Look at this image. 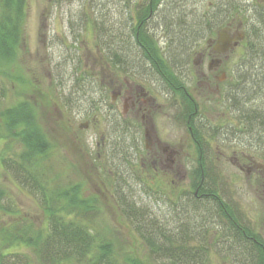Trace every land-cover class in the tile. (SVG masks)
<instances>
[{
  "label": "rangeland",
  "instance_id": "374dc122",
  "mask_svg": "<svg viewBox=\"0 0 264 264\" xmlns=\"http://www.w3.org/2000/svg\"><path fill=\"white\" fill-rule=\"evenodd\" d=\"M147 1L26 0L19 42L14 53L0 61V131L7 125L6 110H22L20 104L29 107L36 128L54 147L56 158L52 160H55L56 172H59L58 186L79 182L80 196L88 199L98 211V229L113 237L117 245L124 248L123 251L136 255L141 264L152 263L142 257L135 236L121 219L113 197L114 190L119 186V190L122 189L135 201L136 207L148 215L147 220L152 221L154 228L172 230L180 225V221L184 222V219L176 217L181 210L178 204L182 199L186 200L181 195L184 191L191 192L198 164L197 147L185 122L172 118L173 99H166L160 88L150 83L153 80L151 73H146L147 84H144L158 106L150 113L152 132L176 151L173 157L170 156L174 162L163 166L164 173H156L145 163L155 160L142 152V157H138L135 164L131 158L132 166L123 161L116 164L112 161L116 159L117 150L114 148L112 154L111 147L104 148L102 143L104 136L111 145L114 141V138L110 139V133V137L105 133L109 126L106 125V117L111 94L109 90L106 94L102 92L104 83L112 78L114 66L106 54L112 56L113 47L117 50L121 47L118 41L126 40L128 23ZM221 2L227 12L219 17L217 7ZM228 23H231L232 32L242 31L249 35V39L228 54L217 73L224 72L229 79L235 78L236 74L249 78L253 70L262 73V56L250 53L260 46L264 48V0H161L145 20V28L158 42L166 61L171 51L184 52L179 58L170 56L171 65L174 62L182 68L185 65L192 69L193 75L199 64L198 55L207 50L206 40L215 39L216 32ZM184 28L188 29L193 41L182 50L178 48L180 39L188 35ZM97 42L101 46L100 53L97 52ZM131 46L136 59L139 48L133 43ZM208 61H204V69ZM191 62L197 63L192 65ZM138 71L145 74L144 68ZM139 77L135 79L140 80ZM92 82V91H85ZM229 83L233 84L232 89L236 88V93L240 91V85L233 78ZM184 85L194 97L207 130L202 145L207 182L218 184L222 199L233 204L232 208L240 213L244 224L264 242V137L252 140L247 132L234 128L238 113L231 108V103L238 101L239 97L235 93L231 102H226L223 93H226L227 85L219 86L220 97L212 92L214 88L208 92L192 83L193 91L189 83ZM250 96L251 101L245 107L264 113V86ZM162 103L169 106L163 108ZM5 148L6 144L0 140V153ZM156 168L160 171L157 164ZM0 187L14 199L19 210L17 214L0 212V234L25 222L37 228L41 226L45 213L2 168ZM185 209L191 210L190 207ZM212 215L210 226L203 225L205 229L211 227L219 231L212 243L210 240V264H241L232 255L229 260L227 256L222 259L217 254L218 251L224 256L228 254L227 250L233 251L231 244L234 242L225 238L230 236L225 221L218 217L217 212ZM191 234L196 238L201 233ZM17 248L24 252L27 250L23 246Z\"/></svg>",
  "mask_w": 264,
  "mask_h": 264
},
{
  "label": "trees",
  "instance_id": "16d2710c",
  "mask_svg": "<svg viewBox=\"0 0 264 264\" xmlns=\"http://www.w3.org/2000/svg\"><path fill=\"white\" fill-rule=\"evenodd\" d=\"M160 2L161 0H148L137 10L133 21L128 23L127 29L131 34H128L126 40L118 41L121 47L118 50L117 47H113L112 56L108 54L106 56L114 64L117 57L131 61L129 56L132 55L137 69H145L148 63L154 69L165 70L169 80H173L175 82L173 85L177 86L178 83L175 81L177 78L170 67L172 60L170 59L171 64L166 62L158 42L145 28V20L156 10ZM219 4L217 14L220 17L222 13L227 12V8L224 7L223 2ZM25 6L26 0H0V61L1 58L10 57L14 53L25 18ZM238 10L241 11L240 6ZM96 23L95 20L94 24ZM183 30L188 32L187 28ZM191 33H193L192 29ZM187 34L186 37L182 36L178 44V48L182 50L193 41L190 32ZM248 36L246 34V41ZM132 43L139 48V56L136 59ZM96 45L97 52L100 53L99 42ZM183 53L174 50L171 51L170 56L179 58ZM250 54H259L264 60L262 46L259 49L255 48ZM173 66L181 68L179 67L181 65L175 62ZM260 67L262 73L253 70L249 78H242L236 74L241 80L237 83L241 89L238 93L236 88L228 90L231 92V100L235 97L233 96L235 93L239 97L238 101L231 103V108L233 107L238 113L234 128L239 127L241 132H247L252 140L264 137V113L245 107V104L251 101L250 94L264 86V61ZM255 69H258V66ZM88 90L86 87L85 91ZM180 90L179 88L177 92L185 98V94ZM228 91H226L227 96ZM20 107L23 109L19 111H14L12 108L5 111L7 125L3 131H0V140L4 141L6 148L0 153V168L27 192L46 217L38 228L25 222L0 234V264H141L136 255L123 251L124 248L118 246L113 237L98 229L96 222L98 211L88 199L80 196L79 182H70L64 187L58 186L59 172H56L58 170L53 162L55 160H52L53 157L56 158L54 147L44 133L36 128L37 125L35 126L31 117L32 110L24 104H20ZM190 111L192 120L197 117L194 125L191 126L196 140L198 164L193 175L192 190L184 191L181 195L185 196L186 200L182 199L178 204V209L181 210L176 217L184 219V222L180 221V225L172 230L154 228L152 221L147 220L148 215L140 211L136 207V202L122 189L119 190L118 186L114 190L113 197L114 200L116 199L120 217L135 236L142 257L149 263L210 264V244L214 238H217L216 234L219 231L216 228L205 229V227L210 226L209 219L213 217V212H217L218 217L225 221L228 234L231 236L225 238L234 242L231 244L233 251L227 250L228 254L225 253L224 256L218 251L217 254L222 256V259L227 256L229 260L232 255L233 259H239L241 264H264V242L261 237L244 224L240 213L232 208V203L231 206L222 199L218 184L210 185L207 182V170L203 160L205 154L202 149L203 135L207 134L205 133L207 130L205 123L202 122L203 115L195 114L193 108ZM182 120L186 124L187 116ZM224 128L225 131L228 130L226 125ZM107 135L109 136L108 133ZM115 149L116 163L120 164L123 161L127 166H132L121 142H117ZM114 183L117 184V181ZM188 207L191 210L185 209ZM0 212L4 214L19 212L14 199L1 187ZM192 232L201 234L194 238ZM20 246L25 247L26 252L18 250L17 247Z\"/></svg>",
  "mask_w": 264,
  "mask_h": 264
},
{
  "label": "flooded vegetation",
  "instance_id": "af4514ba",
  "mask_svg": "<svg viewBox=\"0 0 264 264\" xmlns=\"http://www.w3.org/2000/svg\"><path fill=\"white\" fill-rule=\"evenodd\" d=\"M225 30L226 34L230 38L234 39L232 43H237L236 46L230 49L227 53L220 54L215 49L217 36L215 39H207V50L206 52L198 55L199 64L195 67V73L193 72V75L191 74L192 69H187L185 65L184 67L186 69L184 67L178 68L176 66L174 67L173 65H170V67L172 68V73L177 78L175 80L178 83L177 86L173 85L175 83L173 80H169L167 71L165 70L159 71L152 68L150 64L146 63L147 66L145 68L144 74L138 71L137 64L134 60L130 59L131 61H127L125 59L123 60L122 58L117 57L113 66V73H111L112 78L107 83H104V91L102 92L103 94H106L107 90H109V93L111 94L109 98V114L106 117V125L109 126L108 130H106L105 133H110V131L111 133L113 132L110 139L114 138V144L112 143L111 145L110 141H106V136L102 137L104 148L107 147L108 149L109 147H111L112 152H114V148H116L115 144H117L116 141L121 142V145L124 148L123 150L126 153L125 155L130 158V161L131 158L134 159V164L136 163V159L138 157L139 159L142 157L141 153L145 152V156L147 155V157L153 158L155 160L153 162L149 161L145 163L146 165L149 164V166L156 173H164L163 166L165 164H172L174 162L172 160V155L175 154L176 151L170 149L169 146L165 145L164 142L161 141V139L155 132H152L153 120L150 117V113L152 109H155L158 106L155 102L154 97L147 91L144 84H147L146 77L148 75L146 73H151L153 80H151L150 83H152L156 87H159L160 93L166 99H173V103L171 106V108L173 109L172 118L182 120L184 116H187L185 125L187 127L188 134L195 146L196 140L192 133L193 129L191 125H194L197 117L192 120V113L190 109L193 108V112L197 114L198 108L195 103L194 97L190 95V90L186 89L184 83H189V86L193 91L194 89L192 83H197V86L207 89L208 92H210L214 88L215 91L212 92H214L217 97H220V85H227L228 87L226 88V91H228L233 86V84L229 83L231 81V78H233L236 83L241 82L238 76H236L235 78L233 76L229 79L226 73H217L223 64V60H227L228 54H230L235 48H237L239 44L247 43L245 42L246 35L244 32L238 30L232 32L231 23L226 24ZM130 32L131 31L129 30L128 34H131ZM207 59H209V61L206 68L204 69L203 64ZM169 60L170 58L168 59L167 57L166 62L169 63ZM196 63L197 62H191L192 65H196ZM148 67L149 69H147ZM93 75L95 74L93 73ZM138 75L141 76L139 77L140 80L135 79V77L138 78ZM121 80L123 82H121ZM138 81H140L141 83H138ZM93 82L95 83V81ZM93 82L87 85L88 89H91V87L93 86ZM172 88L175 90H173ZM179 88L181 89L180 91L185 94V98H183L181 94L177 92ZM228 96L226 93H223L224 100L229 103L231 102V92H229ZM205 97L207 98L208 94L205 93ZM162 105L163 108H165L167 104L162 103ZM147 117H150V119L147 120L146 123V119H148ZM98 147H101L100 144ZM170 156H172L171 159ZM112 162L116 163L115 160H113ZM156 164L160 167V171H158V169L156 168Z\"/></svg>",
  "mask_w": 264,
  "mask_h": 264
},
{
  "label": "water",
  "instance_id": "95a60500",
  "mask_svg": "<svg viewBox=\"0 0 264 264\" xmlns=\"http://www.w3.org/2000/svg\"><path fill=\"white\" fill-rule=\"evenodd\" d=\"M234 39L230 38L226 34V30L222 29L218 31L217 38H216V51L220 54L227 53L230 49L236 46L237 43H232Z\"/></svg>",
  "mask_w": 264,
  "mask_h": 264
}]
</instances>
